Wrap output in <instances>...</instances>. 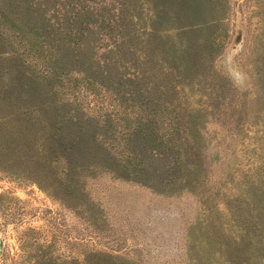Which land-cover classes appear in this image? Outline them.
I'll return each instance as SVG.
<instances>
[{"label": "rangeland", "instance_id": "1", "mask_svg": "<svg viewBox=\"0 0 264 264\" xmlns=\"http://www.w3.org/2000/svg\"><path fill=\"white\" fill-rule=\"evenodd\" d=\"M139 2L125 0L116 17L114 0H0L5 14L0 17V28L8 26L11 33L16 26H37L40 17L32 13L42 10L55 27L80 11L79 17L69 19V28L80 24L82 34H73L75 42L69 44L63 38L62 47L73 60L66 59L61 66L79 69L85 55L82 50L88 45L110 64L132 52L127 44L139 42V47L155 52V41L164 38L154 31L140 41L134 30L142 25L144 5L140 18L128 16L139 11ZM208 4L207 0H189L184 8L191 6V17L203 19L200 8L209 7L208 24L202 23L194 32L202 41L214 31L217 47L205 65L197 66L190 87L166 84L177 119H160L161 130L173 132L169 122L174 121L180 158L174 162L167 149L143 146L139 174L147 177V185L101 168L76 167L79 147L67 152L70 165L59 162L55 167L0 156V264H105L107 258L117 264H226L213 255L218 244L226 249V240L239 232H246L263 251L260 259L253 256L247 264H264V0H211ZM81 5L92 6L91 17L83 16ZM185 10L189 12L188 7ZM99 15L113 17V29L117 32L122 27L130 34L115 36L118 43L113 45V36L101 33L106 19L100 20ZM86 16L91 22L84 21ZM35 38L42 37L27 38L29 54L42 49ZM16 39L11 41L1 33L0 50H21ZM10 60L0 58V120L20 119L22 125L27 122L37 129L52 107L38 108L36 97L23 98L25 89L1 83ZM15 62L14 68L20 70ZM39 82L44 85H37L43 96L46 91L50 95L49 84ZM54 96L62 100L55 111L59 115L65 111L64 136L76 133V124L83 123L88 131L95 120L98 131H103L105 113L112 111L109 120L116 126L110 130L116 141L110 150L122 151L120 134L126 119L118 114L121 107L114 94L101 88L85 91L71 79L54 84ZM134 120L130 114L128 130ZM15 125L17 121L10 123ZM92 149L87 146L85 151ZM100 155L112 163L106 153ZM206 233L217 244L211 246Z\"/></svg>", "mask_w": 264, "mask_h": 264}, {"label": "trees", "instance_id": "2", "mask_svg": "<svg viewBox=\"0 0 264 264\" xmlns=\"http://www.w3.org/2000/svg\"><path fill=\"white\" fill-rule=\"evenodd\" d=\"M114 1L117 11L115 16L117 17L122 13L125 0ZM187 1L189 2V0H140L138 4L139 11H131L128 15L130 20L139 17V14H141L140 9L144 5L146 15L142 25L134 31L141 38L140 41L147 39L148 35L154 31L159 34L163 33L164 38L155 41L158 42L155 52H149L147 47H139V42L127 44L132 52H128L127 55L123 53L120 57L121 60L105 64L104 59H100V56L93 52L92 45H88L86 50H82L85 55L82 57L83 61H81L82 65L79 69L64 68L61 65L66 59L73 60V56L68 54L65 48L62 47V41L63 38H66V44L73 43L75 42L71 39L73 34H75V37L81 36L82 25L75 23L69 28V19L79 17L81 15L80 11L75 14L73 12V16H66L64 21H61V25L60 22L59 24L56 22L55 27H53L54 24L51 23V19L46 17L48 13L44 10L32 13V15L36 14L37 17H40V23L37 26L36 24H33V26L28 25L26 28L18 26V29L16 26L11 30L12 34L9 33L8 26H2L0 34L4 33L11 41H14L13 39L17 37L16 43L21 47V50L16 49V47H7L0 50V58L12 59L7 62L8 67L4 70L5 79L1 83L9 87L17 85L25 89L27 94L23 98H29L33 95L36 97L38 108L45 110L46 104L52 108L50 113L44 115V121L36 124L37 129L28 127L27 122L22 125L20 119H1L0 156L5 160L15 159L26 161L30 165L38 164L41 167H55L59 162L65 165L69 164L70 158L67 152L69 149L79 147L80 151L76 154L79 161L74 163L76 167L101 168L147 185V177L139 174L142 169L140 152L143 146L148 145L152 149L161 151L167 149L168 153L173 155L174 162H176V159L180 158L181 155L175 138L177 128L174 121L173 123L169 122V127H172L173 132L161 130L162 123L160 119H177L175 106L166 93V89L169 88L166 84L170 81L172 88L176 86L190 87L197 72V66L205 65L206 58L209 57L213 48L217 47L219 43L214 31L202 41L195 37L194 31L198 30L202 23L208 24L207 18L211 15V11L209 7L206 9L200 8L205 18L191 17L190 14L194 12V8L186 6L185 8L188 7L189 9V12H187L184 8ZM207 2L210 4L211 0H207ZM81 7H84L83 16L86 14L92 16L93 10L90 9L92 6L87 8V6L81 5ZM4 15V12L0 9V17H4ZM99 16L100 20L106 19L100 25L102 34L111 35L113 38L122 34H130L129 30L123 32L122 27L120 29L117 27V32L116 29H113L111 23L114 20V14L113 17ZM88 18L86 16L84 21L89 23L91 21ZM64 33H68V35L65 36ZM34 34L42 37L40 39L35 38L42 49L37 53L29 54L30 47L26 49L25 44L30 41L27 38ZM115 42L118 43L116 38L113 39V45ZM115 47H118V44H115ZM14 60L20 65V70L16 71L14 68ZM106 61L108 59L105 57ZM157 61H160V63L157 64ZM128 66L129 70H126ZM120 67L122 72L119 74ZM78 70L81 73L76 72ZM74 72L80 75L76 77L73 74ZM71 79L76 86L82 87L85 91H97L101 88L115 95L114 98L119 101L121 107L118 114L126 119L121 127V143L119 142L123 147L121 152L119 151L116 154L110 150V148L113 149V142L116 141L115 132L112 134L110 130L111 125L116 126L109 120L112 118L110 115L112 111L105 113V119L107 120L102 122L105 125L103 131H98L100 128L97 120H95L94 125H90L88 131L83 129L84 124L82 123L76 124V133L68 136L62 134L61 127L64 123L62 117L65 111L62 115L55 111L62 100L55 98L54 84L62 85ZM41 80H45L49 84L48 91L50 95L46 91V95L43 96V90L39 91L37 85L44 87L43 83L39 82ZM79 81L81 83H78ZM164 112H168V114L164 115ZM15 114L19 118L16 111L14 116ZM130 114L135 120L128 130L127 119ZM12 121L13 123L17 121L18 125L10 126ZM61 138L67 139L62 141ZM87 146L92 147L93 151H85ZM107 150H110L111 153L109 154ZM101 151L113 159L112 163L103 159L104 157L100 155ZM113 166L117 169L116 171L109 169ZM258 212L260 214L262 211ZM205 238L211 246L217 244L216 239H212L210 234L206 233ZM251 240L252 238L246 232H239L238 235L232 236V239L229 240L228 238L226 240V249L220 248V244H218L217 253L215 254L212 251V254H215L213 257H221L226 264H247L253 256L260 259V254H263V251H259L258 248L261 245L257 246V242L254 243L252 240L254 248ZM104 261L105 264H117L114 260L108 258Z\"/></svg>", "mask_w": 264, "mask_h": 264}]
</instances>
